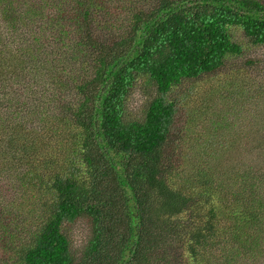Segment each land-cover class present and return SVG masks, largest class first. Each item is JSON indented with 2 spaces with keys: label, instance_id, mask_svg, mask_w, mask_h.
<instances>
[{
  "label": "trees",
  "instance_id": "trees-1",
  "mask_svg": "<svg viewBox=\"0 0 264 264\" xmlns=\"http://www.w3.org/2000/svg\"><path fill=\"white\" fill-rule=\"evenodd\" d=\"M235 29L264 45V0H0L1 264H242L259 252L264 178L218 158L220 175L203 167L188 189L170 138L182 110L199 109L192 89L243 53ZM138 85L154 91L132 119ZM80 217L91 233L74 251L66 227Z\"/></svg>",
  "mask_w": 264,
  "mask_h": 264
},
{
  "label": "rangeland",
  "instance_id": "rangeland-1",
  "mask_svg": "<svg viewBox=\"0 0 264 264\" xmlns=\"http://www.w3.org/2000/svg\"><path fill=\"white\" fill-rule=\"evenodd\" d=\"M234 36L243 45V53L230 56L219 72L190 88L199 101V109L192 118L182 110L170 137L174 139L172 147L176 144L178 155L183 158L177 181L189 186L188 189L199 179L197 175L203 173V167L209 174L220 175L223 163L218 158H225L233 164L237 161L252 165L255 169L253 175L264 178V45L252 44L240 29L234 30ZM188 86L185 85L184 90ZM153 91L150 86L138 85L135 88L127 102L129 118L143 116ZM187 127L190 139L188 152L187 143L181 139V134L187 137ZM230 196L214 198L218 203L223 199L222 204H225ZM260 223L264 226V221ZM66 233L72 249L80 251L90 237L89 218L80 217L68 224ZM257 249L241 254L239 262L264 264V238L259 252ZM3 254L0 246V264Z\"/></svg>",
  "mask_w": 264,
  "mask_h": 264
}]
</instances>
